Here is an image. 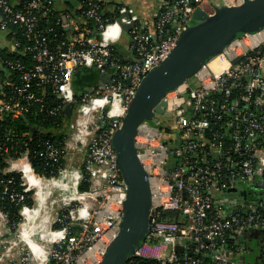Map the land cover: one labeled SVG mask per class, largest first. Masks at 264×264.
Instances as JSON below:
<instances>
[{
  "label": "built area",
  "instance_id": "obj_1",
  "mask_svg": "<svg viewBox=\"0 0 264 264\" xmlns=\"http://www.w3.org/2000/svg\"><path fill=\"white\" fill-rule=\"evenodd\" d=\"M56 1L20 0L13 5L0 0V32L11 25L26 38L19 50L26 58H0V126L9 116L32 112L55 116L68 103L74 104L73 76L79 67L94 65L108 77L82 92L60 145L50 139L35 143L40 159L51 166L61 163L58 176L75 175L72 191L86 198L68 200L60 215L56 213L51 228L59 236L46 252L29 250L18 233L26 250L11 264H96L101 260L118 231L126 197L113 134L141 79L169 55L191 23L195 7L204 0H158L151 31L141 28L131 5L83 0L85 20L72 30L67 21L57 20L55 25L70 34L53 46L50 41L57 34L51 26L41 27V20L46 21ZM222 1L238 4L242 0ZM107 4L116 12L113 18L104 16ZM86 18L94 22L100 39L87 33ZM121 23L131 26L126 31L129 42H124L127 57L115 52L124 31ZM48 33L53 35L51 40ZM19 46L14 41L11 48ZM48 91L60 102L50 105ZM163 100L164 112L175 118V132L157 126V118L166 116L155 113L137 127L134 137L138 158L148 174L151 207L147 234L133 256L154 259L155 264H254L241 238L245 232L264 229V204L237 197L242 186L260 178L264 170V27L231 41ZM18 142L25 149L14 155L12 140L3 145L0 139V175L5 176L0 184L5 186L3 194L21 203L19 227L26 218L24 212L34 206L25 202L31 191L25 172L47 177L32 166L27 141L20 138ZM73 153L80 154L82 162L69 169L66 161ZM15 175L23 186L21 192L8 187L15 185ZM84 180L88 188L80 191ZM166 211L177 215L167 218ZM7 220L0 210V236ZM6 241L0 239V247L5 249ZM17 244L14 241L12 248Z\"/></svg>",
  "mask_w": 264,
  "mask_h": 264
},
{
  "label": "water",
  "instance_id": "obj_2",
  "mask_svg": "<svg viewBox=\"0 0 264 264\" xmlns=\"http://www.w3.org/2000/svg\"><path fill=\"white\" fill-rule=\"evenodd\" d=\"M62 19L66 21L65 16ZM263 27L264 0H242L238 4L222 1L209 14L196 6L191 23L181 32L169 55L141 79L112 137L126 197L122 203L118 231L96 264H125L148 231L151 191L148 174L140 163L134 142L137 127L144 121H150L155 113L170 116L164 112L163 97L167 92L186 81L231 41L246 33L260 31ZM130 28V25L121 23L122 30L129 31ZM92 33L100 39L95 30ZM239 58L236 57L233 63ZM107 77L101 75L102 80ZM72 108L73 103L65 106L64 111L68 116ZM261 178L264 180V170ZM239 194L245 199L244 190ZM176 250L181 252L182 247L177 246Z\"/></svg>",
  "mask_w": 264,
  "mask_h": 264
},
{
  "label": "trees",
  "instance_id": "obj_3",
  "mask_svg": "<svg viewBox=\"0 0 264 264\" xmlns=\"http://www.w3.org/2000/svg\"><path fill=\"white\" fill-rule=\"evenodd\" d=\"M82 1L83 0H80V8L76 10L75 17H79L80 15L83 16ZM19 2L15 5H19ZM102 10L104 12V16L106 17L113 18L114 16H116V12L112 11V8H103ZM64 12L65 11L53 6L51 7V11L48 16H46V21L43 19L41 20V27L48 28L49 26H51L53 27L54 32L57 34V37L53 38L52 33H48L50 40L53 38V40H51L52 42L50 41V44H52L53 46H56V43H58L61 39L63 40L64 38L68 37V35L70 34V30L65 29L61 25H55V22L57 20H60V22L63 21L62 14ZM85 23L87 33L92 34L94 30V22L91 19L86 18ZM14 41H18L20 46L12 50L11 45ZM0 42H2V44L0 45V58L2 60L6 58H26V55L19 52L20 48L23 46V44H25L26 38L22 35L21 31L18 28L8 25L7 30L0 32ZM115 52L119 57H123L119 54V50H117V48H115ZM1 75L5 76L4 70L1 71ZM101 75L102 74H100L99 69L94 65L89 67H79L76 70L73 76V90L76 99L73 107L78 105L80 95L83 91L96 86L99 80H102ZM46 100L50 105L60 102V99L57 97V95H51L50 91H48V94L46 95ZM70 120L71 115L68 116L64 110H62L60 114L55 116H47L43 113L36 114L34 112L15 115L13 117L9 116L0 126L1 143L5 145L7 143H10V141L12 140L13 144L15 145L14 150H16V152L14 153L13 151H11V154L14 153V155H17L20 151H23L25 149V146L22 143L18 142L19 139L21 138L22 140L27 141L30 151V161L36 173L45 175V177H47L46 179L49 178L48 180H52L49 182H53L61 178L60 175L58 176V169L61 167V163L56 166H51L40 159L35 154V143L37 140L50 139L54 143L60 145L63 141V137L66 136L69 132L68 124L70 123ZM7 137H10L11 140L8 141ZM61 162L63 165L65 161L62 160ZM0 166H2L1 162ZM29 173L36 180L44 179L42 176H38L31 172ZM2 178H5V176L0 175V179ZM14 179L15 185L8 187L14 188L15 190L21 192L23 186H19V176L15 175ZM70 185L72 187L73 184ZM4 187L5 186L0 184V210L7 215L9 230L10 233L13 234L16 231L18 222L21 220V217L18 214V208L20 207L21 203L17 201H11L7 195L3 194L2 191ZM87 188L88 183L85 180L82 181L78 186V190L80 191L87 190ZM25 202L28 205L33 204L34 201L31 197V192L26 193ZM176 215L177 213L173 211H166L164 213V216L167 218H175ZM57 226H59V224L56 223L55 227ZM125 264H155V260L141 256H131L125 262Z\"/></svg>",
  "mask_w": 264,
  "mask_h": 264
},
{
  "label": "crops",
  "instance_id": "obj_4",
  "mask_svg": "<svg viewBox=\"0 0 264 264\" xmlns=\"http://www.w3.org/2000/svg\"><path fill=\"white\" fill-rule=\"evenodd\" d=\"M13 5L17 4L19 0H9ZM76 1V2H74ZM57 0L55 2V8L61 9L65 11L62 16H65L66 21L68 22L69 26L71 27L70 30H72L73 27L77 26V24H81L83 21L80 20L79 17H75L76 10L80 8V0ZM118 2L124 4V5H131L135 8L136 12L139 15L140 25L141 28H144L146 30L151 31L153 29V22L155 18V14L158 9V0H118ZM222 0H204L200 7L207 13H212L214 10V6L221 3ZM110 4V3H108ZM107 4V5H108ZM111 6H105V8H110ZM124 31L121 33L120 40L125 41L124 38ZM129 40V39H128ZM127 40V42H129ZM125 42V43H127ZM121 48L119 54L123 57H127L129 54V50L125 47L124 43H121ZM68 176V175H67ZM44 178V177H43ZM69 177H66V175L63 177V179L66 181ZM46 179V178H44ZM48 181V179H46ZM73 181L76 180L75 177L72 178ZM32 189L36 192L34 196V206L35 210H37L34 215L39 218H42L40 221V225H38L39 232L42 234L43 237L48 236V231L46 230V224L50 222L52 217L54 216V206L56 205V202L62 201V200H77L78 197L81 194H75L72 191L71 187L68 186H62L57 184L56 182H43L40 184V186H31ZM33 206V207H34ZM31 210V209H30ZM31 216H28V219H30ZM56 218V216H55ZM51 221V224L53 221ZM45 220V221H44ZM8 221V220H7ZM34 224V223H33ZM20 225V224H19ZM36 225V224H34ZM51 228V226H50ZM52 229V228H51ZM19 230V227H18ZM19 233V232H18ZM20 238L22 242L27 245L28 249L29 246L26 242H24L23 237L19 233ZM252 236V235H251ZM14 243V241H13ZM254 263V262H253ZM255 264V263H254Z\"/></svg>",
  "mask_w": 264,
  "mask_h": 264
},
{
  "label": "bare ground",
  "instance_id": "obj_5",
  "mask_svg": "<svg viewBox=\"0 0 264 264\" xmlns=\"http://www.w3.org/2000/svg\"><path fill=\"white\" fill-rule=\"evenodd\" d=\"M65 175H66V177H69L68 179H72L73 177H75V175H73L71 173H69V174L68 173L67 174H65V173L60 174L61 177H64ZM24 178H25V180L27 182L28 188L31 189V190H33L31 186H40V184L43 183V182L52 181V180H48L47 181L45 179L36 180L30 175V173L28 171L25 172ZM55 182L57 184H59V185H62L63 187L64 186L71 187V185L67 184L66 181L63 178H60V179H58L56 181H53V183H55ZM33 192H34V196H35L36 192L34 190H33ZM83 198H86L85 194H81L78 197L77 200H82ZM36 211L37 210H35V206H34L33 208H31V210H27V211L24 212L26 218L20 222L18 232L23 237L24 242H26L28 244L29 250H32V251H35L37 253L42 254L43 252H46L48 250V248L50 247L51 243L54 242L58 238L59 232H53L52 229L50 228L51 221L56 216V212H55L54 216L52 217L50 222L46 224V230L48 231V236L47 237H43L42 236L43 233L41 234L39 232L40 230L37 227L38 225H40V223H41L40 221L42 220V218H40L41 220H39V218L34 215V213ZM29 215L31 216L30 219H28ZM33 223L36 224V225H34ZM13 245H14L13 240H7L5 249H4L3 253H2V256H5L6 254H9L11 252V248H12Z\"/></svg>",
  "mask_w": 264,
  "mask_h": 264
},
{
  "label": "rangeland",
  "instance_id": "obj_6",
  "mask_svg": "<svg viewBox=\"0 0 264 264\" xmlns=\"http://www.w3.org/2000/svg\"><path fill=\"white\" fill-rule=\"evenodd\" d=\"M80 20H85V17L84 16H79ZM124 38H125V41L123 40H119L118 43L115 44V47L117 48V50H119L120 52V48H121V43H124V42H127L128 40V33L126 31H124ZM3 42V41H2ZM2 42H0V45L2 44ZM83 74V73H82ZM193 78H190V80H192ZM157 126H161L165 129H167L169 132H175V130L173 129V125L175 124V118L174 117H163V116H160L157 118ZM82 162V157L80 154L78 153H73L72 155H70V157L67 159L66 161V167L71 169V168H75L77 165H79L80 163ZM52 178H55V177H52ZM57 178V177H56ZM63 178V177H61ZM258 179H255V181H257ZM75 181H73L72 179H67L66 180V183L67 184H73ZM31 192V197L34 196V192L33 190L30 191ZM239 196V195H237ZM239 200H242V198L240 197H237ZM68 200H62V201H57L56 202V205L54 206V211L56 213H60L65 209V207L67 206V203ZM73 204V201L71 202ZM75 203V202H74ZM3 223V221L1 222V224ZM4 225V229L2 231V235L0 236L1 238L0 239H6V240H13V241H16L18 244L16 246H14L12 249H11V256H2V263L3 264H11L12 262H17L15 260H19V254L21 255L26 249V246L21 242V240H19V237H18V231L16 230L15 233L11 234L10 233V230H9V226H8V223L5 224L3 223ZM18 227V226H17ZM4 235H7L4 237ZM17 235V237H16ZM3 237V238H2ZM17 247V248H16ZM0 254L1 252H3L4 250V245H1L0 247ZM18 253H17V252Z\"/></svg>",
  "mask_w": 264,
  "mask_h": 264
},
{
  "label": "flooded vegetation",
  "instance_id": "obj_7",
  "mask_svg": "<svg viewBox=\"0 0 264 264\" xmlns=\"http://www.w3.org/2000/svg\"><path fill=\"white\" fill-rule=\"evenodd\" d=\"M245 192L246 202H263L264 204V180L258 178L257 181L244 184L242 186ZM252 235V236H251ZM242 244L247 249V254L255 264H264V229H260L251 234L245 232L241 238Z\"/></svg>",
  "mask_w": 264,
  "mask_h": 264
}]
</instances>
